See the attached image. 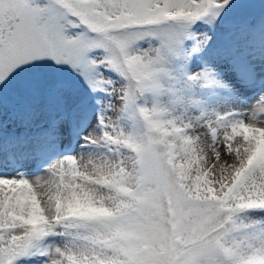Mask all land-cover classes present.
I'll list each match as a JSON object with an SVG mask.
<instances>
[{
	"label": "snow or ice",
	"instance_id": "6c2138e0",
	"mask_svg": "<svg viewBox=\"0 0 264 264\" xmlns=\"http://www.w3.org/2000/svg\"><path fill=\"white\" fill-rule=\"evenodd\" d=\"M0 264H264V0H0Z\"/></svg>",
	"mask_w": 264,
	"mask_h": 264
}]
</instances>
